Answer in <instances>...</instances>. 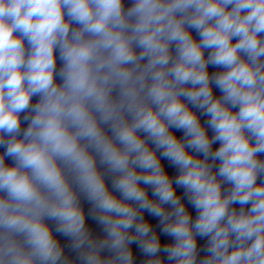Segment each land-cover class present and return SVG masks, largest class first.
<instances>
[{"label":"clouds","instance_id":"9594fccd","mask_svg":"<svg viewBox=\"0 0 264 264\" xmlns=\"http://www.w3.org/2000/svg\"><path fill=\"white\" fill-rule=\"evenodd\" d=\"M0 148V264H264V0H0Z\"/></svg>","mask_w":264,"mask_h":264}]
</instances>
